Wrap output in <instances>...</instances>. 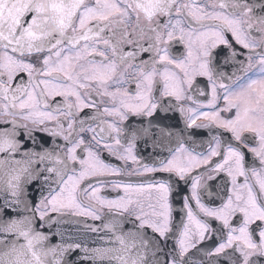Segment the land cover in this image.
Returning <instances> with one entry per match:
<instances>
[{
	"label": "snow or ice",
	"instance_id": "1",
	"mask_svg": "<svg viewBox=\"0 0 264 264\" xmlns=\"http://www.w3.org/2000/svg\"><path fill=\"white\" fill-rule=\"evenodd\" d=\"M173 41L184 44V58L171 53ZM219 45L238 65L231 74L212 63ZM198 76L211 88L206 101L192 94ZM173 100L188 113L186 127H214L231 138L213 135L206 153L178 142L170 159L142 169L102 158L106 151L138 165L136 133L122 139L124 122L151 117ZM185 101L197 108L185 109ZM37 133L52 137L54 147H29L42 140ZM154 172L171 175L110 179ZM221 173L220 203L208 206L201 181ZM189 179L195 209L184 197L185 215L174 226L170 197ZM29 185L39 191L35 201ZM108 185L115 198L101 195ZM0 197V264H69L65 253L81 245H50L38 230L81 222L60 219L66 216L107 217L105 245L82 249L92 264H264V0H0ZM214 238V247H198ZM193 249L208 259L189 257Z\"/></svg>",
	"mask_w": 264,
	"mask_h": 264
},
{
	"label": "flooded vegetation",
	"instance_id": "2",
	"mask_svg": "<svg viewBox=\"0 0 264 264\" xmlns=\"http://www.w3.org/2000/svg\"><path fill=\"white\" fill-rule=\"evenodd\" d=\"M229 39L231 41V36L229 34ZM233 48L238 53H246L245 49H242L239 45L235 44L234 41H231ZM230 49L224 47L223 45H219L217 48L213 49V58L212 63L217 68L219 72H224L226 75L231 74L236 70L238 65L234 63L233 60L228 59L226 61V57L230 56ZM171 53L177 58H184L186 56V48L182 42L173 41L171 47ZM142 58L147 59V54H145ZM239 59L243 60L244 55H239ZM23 75V74H21ZM26 79V77H25ZM195 84L199 85V89L194 87L192 94L195 99L200 101H206L211 96V88L209 82L206 77H196ZM134 87V85H133ZM203 89L208 93V96L200 95V90ZM57 99H60L59 97ZM176 102L173 100L170 105L165 107H160L153 114V116H131L129 115L128 120L124 122V127L127 131L123 134L122 139H130L132 133H136L135 141L133 146V155H135L139 161L138 165H133L131 161L127 162V165L124 162L117 160L114 156H110L106 151L102 152V158L118 167L125 168V170H131L135 167H140L147 165L149 167L159 166L162 161L166 159H170V153L174 151L178 147V142H183L185 147L192 150L195 149L197 152H207L209 142L212 140V136L215 134H219L225 142L231 138V134L225 132L222 129L212 128L209 130L208 128H198L193 126L192 128L186 127V116L187 112L181 114L178 107L174 105ZM183 106L185 109L191 107L196 109L197 106L192 104L191 101L183 102ZM220 106H223V101H220ZM90 109H85V112H90ZM223 115H228L227 113ZM206 123L205 121H197V124ZM144 128H149L150 133L145 136L142 133ZM171 132L172 135L169 136L168 133ZM154 134V135H153ZM37 135L47 138L49 140V149L53 148V138L44 136L41 133H37ZM86 136L88 134H85ZM57 143L63 145L62 140H57ZM233 143H235L233 141ZM214 146V145H213ZM247 153V149H244ZM220 157H213V163L219 160ZM251 154L247 153L246 162L251 163ZM203 168L196 169L190 175L195 176L197 172H203ZM171 174L165 172H154V173H146L144 176H122V177H112L110 179L113 180H122L125 182L137 183V182H152L167 180V178ZM227 178L223 173L218 175L214 180H208L205 176L201 181V188L198 190L201 195V201L208 206H218L220 200L217 198V192L220 190L221 184ZM240 181H243V178H239ZM118 192L113 190L110 185L104 187L101 191L102 196H106L108 198H115ZM119 194L122 195V192ZM188 197L190 200V204L195 209V201L191 200V179H189L188 183L179 182V186L174 187L172 195L170 197L171 203L173 205V225H178L180 222V218L185 215L183 210V198ZM86 222L93 225H103L107 222V217L103 220L92 221L90 219H85L83 217H78ZM186 222V217H185ZM218 222L213 221V226H217ZM131 225V224H130ZM132 226V225H131ZM42 229V228H39ZM217 240L214 238L212 240H206L203 244L198 247L201 249H209L216 245ZM174 241H168V247H172ZM189 257H192L194 260H207L208 257H205L203 251H197L196 249L191 250L188 253ZM223 264V262H222Z\"/></svg>",
	"mask_w": 264,
	"mask_h": 264
},
{
	"label": "water",
	"instance_id": "3",
	"mask_svg": "<svg viewBox=\"0 0 264 264\" xmlns=\"http://www.w3.org/2000/svg\"><path fill=\"white\" fill-rule=\"evenodd\" d=\"M20 139H23L21 136ZM49 140L47 138L42 137V140L37 145H31L29 142V147H35L37 151L41 150L40 145L43 147L49 148ZM19 159V156H17ZM29 199L35 201L39 198V191L37 190L35 185L28 186ZM3 202L2 197H0V203ZM22 207V205H21ZM10 214L15 218H21V214L16 212H11ZM56 214H53L55 217ZM62 221H81V222H61L59 224H53L51 228H42L38 229L45 234L49 235L48 244L50 245H61L62 247H67L68 244H80L81 248L72 249L65 253V260L69 262V264H92L90 260L83 259L85 253L82 251L83 248H96L100 246H104L106 241L103 239L106 235L111 237V233L108 232L107 229H104L102 225H94L98 229L99 232H92L85 227V224L93 225L85 220H82L78 217H61ZM39 221L37 224L39 225ZM132 226L130 224H125L124 229H130Z\"/></svg>",
	"mask_w": 264,
	"mask_h": 264
}]
</instances>
